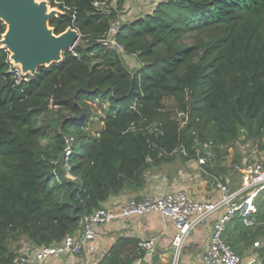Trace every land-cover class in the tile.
Listing matches in <instances>:
<instances>
[{
    "label": "trees",
    "instance_id": "1",
    "mask_svg": "<svg viewBox=\"0 0 264 264\" xmlns=\"http://www.w3.org/2000/svg\"><path fill=\"white\" fill-rule=\"evenodd\" d=\"M55 1L62 15L49 27L81 35L77 57L65 52L16 89L0 50V264L80 233L82 218L142 186L179 148L187 160L209 144L215 156L204 167L218 180L241 136L264 151V0H166L124 22L118 39L141 64L134 73L96 44L129 0L99 10L104 0ZM5 30L0 22V39ZM255 205L257 226L242 230L238 216L229 225L259 243L264 264V191ZM139 243L118 240L99 264L143 262Z\"/></svg>",
    "mask_w": 264,
    "mask_h": 264
},
{
    "label": "built area",
    "instance_id": "2",
    "mask_svg": "<svg viewBox=\"0 0 264 264\" xmlns=\"http://www.w3.org/2000/svg\"><path fill=\"white\" fill-rule=\"evenodd\" d=\"M110 1L96 2L93 4V7L98 10L105 9L110 4ZM164 1L166 0H139L138 5L143 10H148L155 8L159 3ZM49 5L51 9L58 10L59 3L57 1H53V5L56 7H51L50 3ZM122 12L126 13V9L123 8ZM124 21L121 13H117L116 18L110 23L107 33L97 39L96 44H100L108 51L124 56V48L118 39L121 25ZM78 42L82 45L81 35ZM77 46L78 43L68 51L74 57H77V53L74 51V48ZM7 64L9 66L8 73L11 76L14 88L18 89L23 84L29 82L31 76L22 73L21 69L13 65L9 58ZM200 149H196L194 158L202 166L206 162H211L214 154L208 153V150L211 149L209 144L203 145ZM203 154L205 157H202ZM179 155L187 157L188 154L183 148H179L166 155L165 158L172 159ZM236 169L242 175L240 191L231 193L227 184H222L216 180L217 189L221 196L216 202L191 200L182 191L159 197L131 198L115 210L103 208L85 216L82 218L80 233L66 237L60 244L22 250L15 258L14 264H45L50 258H57L61 255L76 256L84 251L93 252L95 250L94 241L96 239L95 229L98 226L109 224L118 219L142 218L151 214H159L161 217L172 221L176 234L173 237L171 247L175 252V259L177 260L190 233L220 210H225V213L211 226L210 240L206 252V264H244L241 258L224 241L223 233L225 226L236 216L240 218L241 224L247 229L258 225L255 199L259 193L264 191V161H257L236 167ZM139 247L144 251L153 252L152 242H140ZM254 247H259V243H255ZM174 264H176V261Z\"/></svg>",
    "mask_w": 264,
    "mask_h": 264
},
{
    "label": "crops",
    "instance_id": "3",
    "mask_svg": "<svg viewBox=\"0 0 264 264\" xmlns=\"http://www.w3.org/2000/svg\"><path fill=\"white\" fill-rule=\"evenodd\" d=\"M209 167L212 171L215 169L213 164H210ZM210 175L203 172L195 162L185 160L184 156L179 155L150 166L143 176L144 184L142 186L137 189L124 190L119 196L110 198L103 203L102 207L115 210L131 198L139 199L151 195L163 196L168 192L175 191L186 192L191 200L216 202L221 197L216 188V180L222 183L223 177L220 176L221 179L218 180V177H213L212 173ZM241 185L242 179L237 183L231 180L228 189L231 193H237L240 191ZM224 213L225 210H220L197 226L187 238L177 260L171 247L176 234L172 221L159 214H151L142 218L118 219L109 224L98 226L95 229L96 239L93 252L84 251L76 256L61 255L57 258H50L45 264H99L116 242L124 238L153 243L150 260L148 262L143 260V262L135 264H174L175 261L176 264H206L211 226ZM229 224L224 229V241L233 248L244 264L251 262L259 264L255 243L251 245L239 235V229L234 224ZM242 226L241 224L240 228Z\"/></svg>",
    "mask_w": 264,
    "mask_h": 264
},
{
    "label": "water",
    "instance_id": "4",
    "mask_svg": "<svg viewBox=\"0 0 264 264\" xmlns=\"http://www.w3.org/2000/svg\"><path fill=\"white\" fill-rule=\"evenodd\" d=\"M60 15L57 9H49L47 0H0V22L6 28L0 50L6 51L13 65L31 77L40 68L61 63L63 54L78 43L80 35L72 28L55 35L49 22ZM151 254L146 251L145 262Z\"/></svg>",
    "mask_w": 264,
    "mask_h": 264
},
{
    "label": "rangeland",
    "instance_id": "5",
    "mask_svg": "<svg viewBox=\"0 0 264 264\" xmlns=\"http://www.w3.org/2000/svg\"><path fill=\"white\" fill-rule=\"evenodd\" d=\"M38 1H42V0H38ZM47 2H48L49 9H51L50 5H49L50 1L47 0ZM111 4H109V5H111ZM138 4H139V0H129L126 3L125 7H124V9H126V13L122 12L123 8H122V10L117 12V13H121V16L124 18V20H125L124 21L125 23L123 22L124 24H126V23L128 24V23H130V22H132L134 20L143 18L147 14H152L153 13L154 9L153 10L152 9L143 10L141 8V6L138 5ZM58 11H60V10L58 9ZM190 41L191 40L189 38H187V39L184 40L183 43L186 44V45H189ZM80 44L81 43L78 42V46ZM122 57L123 58L125 57L126 65L128 64L127 66H129L130 64L133 65V67L131 66L133 68L132 69V73H134L135 71H137L141 67V64H139L138 61H136L135 57L126 56L125 54ZM92 105L94 107L96 106L95 104H92ZM65 143H66L67 150H68L71 147L72 142H70L69 144H68V142H65ZM75 143L76 142L73 141V144H75ZM261 144L264 146V140L262 141ZM198 149H200V148H198ZM226 152H227V157L225 158L224 165L227 168V170L225 172V175H223L222 177L225 178V182L227 183V185L230 184L231 180H234L235 183H237L239 180H241V176L242 175L236 169V167H240V166H244V165H247V164L255 163L257 161H264V151H260L259 149H257L256 145L253 144L251 140L250 141L247 140L244 136H241L239 138V140L234 144L233 148L227 149ZM208 153L211 154V155L214 154L212 149L208 150ZM214 156H215V154H214ZM235 156H237V159L239 161L238 163H234V160L236 158ZM195 159L196 158H190V159H187V160L195 162L199 168L202 167L201 169H202L203 172H205L207 175L211 176L210 173L204 167V165H202V166L199 165L197 160H195ZM216 166H219V165H216ZM214 184H216L215 181H214ZM216 188H217V184H216ZM179 192L180 191L168 192L166 194H170V193L175 194V193H179ZM182 192H184V191H182ZM166 194H164V195H166ZM151 196H153V195H151ZM187 196H188V194H187ZM156 197H159V196H156ZM136 199H138V198H136Z\"/></svg>",
    "mask_w": 264,
    "mask_h": 264
}]
</instances>
